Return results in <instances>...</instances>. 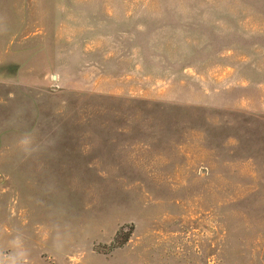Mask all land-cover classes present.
Here are the masks:
<instances>
[{"label":"rangeland","instance_id":"1","mask_svg":"<svg viewBox=\"0 0 264 264\" xmlns=\"http://www.w3.org/2000/svg\"><path fill=\"white\" fill-rule=\"evenodd\" d=\"M0 264H264V0H0Z\"/></svg>","mask_w":264,"mask_h":264}]
</instances>
